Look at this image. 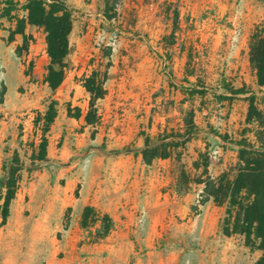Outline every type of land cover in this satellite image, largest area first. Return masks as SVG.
Instances as JSON below:
<instances>
[{"label": "rangeland", "instance_id": "374dc122", "mask_svg": "<svg viewBox=\"0 0 264 264\" xmlns=\"http://www.w3.org/2000/svg\"><path fill=\"white\" fill-rule=\"evenodd\" d=\"M66 2L74 9L69 65L54 92L43 80L42 29L26 25L27 46L19 48L21 35L8 40L14 21L0 18V177L14 151L30 164L40 136L36 111L58 101L47 158L19 171L7 219L0 218V264H254L261 251L221 234L223 206L200 180L205 163L213 177L236 163L229 141L255 138L247 96L254 93L264 110V92L249 42L255 26H264V0ZM104 69L106 92L86 123L90 96L81 79ZM224 83L244 93L220 99ZM188 111L199 132L183 147L149 164L133 153L144 134L182 128ZM137 158L143 172L133 186ZM3 196L2 189L0 204ZM87 205L114 223L97 242L80 226Z\"/></svg>", "mask_w": 264, "mask_h": 264}, {"label": "trees", "instance_id": "16d2710c", "mask_svg": "<svg viewBox=\"0 0 264 264\" xmlns=\"http://www.w3.org/2000/svg\"><path fill=\"white\" fill-rule=\"evenodd\" d=\"M19 11L22 12L21 16L18 14ZM3 17L11 21V25L14 21V26L9 28L8 40L12 41L16 34L22 36V45L18 46L19 48L27 46L26 25L42 29L48 57L43 80L54 92L62 83L69 65L68 56L71 49L69 34L73 27L74 9L66 0H25L22 3L15 0H1L0 18ZM105 18L109 20L110 16L107 15ZM249 61L255 70L256 84L264 92V26L256 25L250 36ZM106 75V69L102 72L93 70L81 79L82 86L90 96L89 110L85 115L86 123H92L96 101L105 95ZM224 89L226 92L219 95L220 99H231L237 94L244 93L241 88L234 89L227 83H224ZM198 91L196 88H191L192 94ZM247 98L249 106L246 123L256 124L254 140L243 137L229 141L237 147L236 163L215 177L206 174L207 163H205L202 172L205 178L200 181L204 182L203 193L223 206L219 225L221 234L241 236L244 245L250 250L261 251L254 264H264V110L255 105L254 93L251 92ZM57 112L58 101L54 98H50L45 103L43 111H36L33 124L40 136L37 144H31L28 166L21 160L17 151H14L9 159L5 173L0 177V190H4L3 203L0 204L1 223L7 219L9 204L18 188L19 171L24 168L33 170L37 162L46 160L47 133ZM74 116L79 117V112ZM198 132L193 113L188 111L183 118L182 128L169 132L163 130L155 137L144 134L143 146L133 153L140 154L142 161L149 164L154 159L169 157ZM213 133L222 141L228 138L216 130H213ZM125 151L129 152V150ZM113 225V220L107 213H101L90 205L84 207L80 226L88 230L90 242L104 238L113 229Z\"/></svg>", "mask_w": 264, "mask_h": 264}, {"label": "crops", "instance_id": "0c3cea01", "mask_svg": "<svg viewBox=\"0 0 264 264\" xmlns=\"http://www.w3.org/2000/svg\"><path fill=\"white\" fill-rule=\"evenodd\" d=\"M136 161L137 162H136L135 167L133 169L134 173L132 174V179L130 182V185H133V186H137V184L140 181L139 179H141V177H142V172H143V164H141L140 159L137 158ZM130 169H131V167H130ZM205 208H210V205H206ZM203 214H204V216L210 217L212 213L211 212L209 213L208 211H206V212L204 211Z\"/></svg>", "mask_w": 264, "mask_h": 264}]
</instances>
